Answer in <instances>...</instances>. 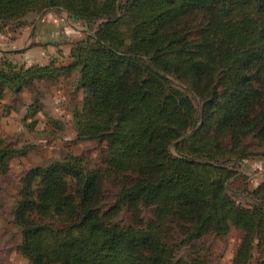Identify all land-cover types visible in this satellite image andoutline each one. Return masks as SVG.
<instances>
[{
  "label": "trees",
  "instance_id": "16d2710c",
  "mask_svg": "<svg viewBox=\"0 0 264 264\" xmlns=\"http://www.w3.org/2000/svg\"><path fill=\"white\" fill-rule=\"evenodd\" d=\"M49 9L94 34L67 64L4 58L0 99L77 73L78 136L106 149L103 166L71 156L26 175L14 211L21 254L31 264H212L179 246L237 227L234 264H264V181L244 188L248 205L228 185L264 156V0H0V33ZM15 153L0 139L2 174Z\"/></svg>",
  "mask_w": 264,
  "mask_h": 264
},
{
  "label": "rangeland",
  "instance_id": "374dc122",
  "mask_svg": "<svg viewBox=\"0 0 264 264\" xmlns=\"http://www.w3.org/2000/svg\"><path fill=\"white\" fill-rule=\"evenodd\" d=\"M40 18H46L53 23L51 28L59 35L62 33L61 37L66 40L63 47L94 34L92 27L58 9L46 10L38 17L31 14L27 17L30 23L27 26ZM10 32L9 37L13 38ZM62 60L66 62L67 53ZM47 63L43 61L41 64H50ZM77 75L74 73L55 82L43 80L36 83L34 91L27 90L17 98L8 92L5 98L0 99V139L16 151L6 174L0 172V264H31L19 250L22 233L16 224L14 211L21 199L23 179L33 168L71 156L81 159L88 168L103 166L104 143L78 136L76 115L83 110L84 92L77 87ZM263 181L264 156L258 155L246 160L228 185L238 202L248 205L251 201L244 195V188L254 190ZM242 236V230L234 227L226 235L211 234L191 245L183 243L179 246V254L207 258L212 264H234Z\"/></svg>",
  "mask_w": 264,
  "mask_h": 264
},
{
  "label": "crops",
  "instance_id": "0c3cea01",
  "mask_svg": "<svg viewBox=\"0 0 264 264\" xmlns=\"http://www.w3.org/2000/svg\"><path fill=\"white\" fill-rule=\"evenodd\" d=\"M54 22L57 21L54 20ZM51 25L53 23L46 21V18H40L30 27L26 26L19 30L13 26L8 27L4 33H0V62L4 58H9L15 63H19L18 60L22 61L20 65L41 64L43 61H48L47 64L55 62L57 65L69 63L72 45L63 47L66 40L61 37L62 33L60 32L59 35L57 30L51 28ZM9 31L14 35L13 38L9 37ZM65 53H67V60L63 62Z\"/></svg>",
  "mask_w": 264,
  "mask_h": 264
},
{
  "label": "water",
  "instance_id": "95a60500",
  "mask_svg": "<svg viewBox=\"0 0 264 264\" xmlns=\"http://www.w3.org/2000/svg\"><path fill=\"white\" fill-rule=\"evenodd\" d=\"M65 12L69 13L68 10H64ZM181 87H183L182 85H180ZM188 91H190L189 89H187ZM201 112L203 113V109H201ZM197 129H194L189 135H192L193 133L196 132Z\"/></svg>",
  "mask_w": 264,
  "mask_h": 264
}]
</instances>
